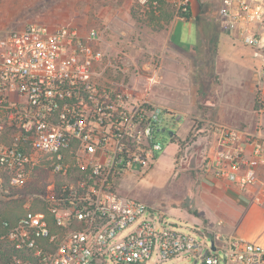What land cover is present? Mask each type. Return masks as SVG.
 Returning a JSON list of instances; mask_svg holds the SVG:
<instances>
[{"label":"built area","instance_id":"obj_1","mask_svg":"<svg viewBox=\"0 0 264 264\" xmlns=\"http://www.w3.org/2000/svg\"><path fill=\"white\" fill-rule=\"evenodd\" d=\"M190 4L179 0V12ZM216 22L261 57L255 89L264 117V0H219ZM112 57L98 28L0 24V199H25L26 209L17 219L0 214V264H105L106 256L146 264L154 254L264 264L263 244L220 231L201 241L122 193L124 173L164 149L156 133L165 118L182 114L150 97L160 67L138 72L141 87ZM208 131L201 175L252 190L264 207L262 131L226 123Z\"/></svg>","mask_w":264,"mask_h":264},{"label":"rangeland","instance_id":"obj_2","mask_svg":"<svg viewBox=\"0 0 264 264\" xmlns=\"http://www.w3.org/2000/svg\"><path fill=\"white\" fill-rule=\"evenodd\" d=\"M190 1L191 13L198 14L188 20L181 18L179 0H0V24L16 27L42 22L98 28L113 61L127 66V81L138 79L141 87L145 78L138 72L146 74L147 63L160 67L159 82L151 87L150 97L183 117L175 122L165 118L156 133L164 149L155 161L144 167L135 164L124 173L120 188L123 194L147 203L154 217L164 215L168 225L210 241L216 230L207 228V232L189 218L194 212L192 190L210 149L208 130L212 124L226 123L264 131L255 89L261 57L220 29L216 22L219 0ZM167 13L172 15L170 20ZM18 203H2L0 211L8 216L26 212ZM194 261L191 254L168 259L154 254L146 264ZM105 264L127 263L106 256Z\"/></svg>","mask_w":264,"mask_h":264},{"label":"crops","instance_id":"obj_3","mask_svg":"<svg viewBox=\"0 0 264 264\" xmlns=\"http://www.w3.org/2000/svg\"><path fill=\"white\" fill-rule=\"evenodd\" d=\"M194 14L198 13L194 10L192 19ZM192 191L194 212L189 218L196 225L264 245V207L253 200L252 190L242 191L214 176L201 175Z\"/></svg>","mask_w":264,"mask_h":264},{"label":"trees","instance_id":"obj_4","mask_svg":"<svg viewBox=\"0 0 264 264\" xmlns=\"http://www.w3.org/2000/svg\"><path fill=\"white\" fill-rule=\"evenodd\" d=\"M162 3H164V2H162ZM190 9V8H189ZM171 13H167V15H166V19L167 20H170L171 19ZM181 16L182 17H184V18H186V19H190V18H192V13H191V11L189 10V11H187V12H182L181 13ZM57 182L58 181H55V184H57ZM9 201H15V202H20V204L19 205H21L22 206V204L25 202V199H17V198H10V197H5V198H1L0 199V204H4V203H7V202H9ZM25 212L23 211V212H21V213H18V214H16V215H14V216H8L7 214H4L2 211H0V214L3 216V217H6V218H8V219H17V218H19L22 214H24Z\"/></svg>","mask_w":264,"mask_h":264}]
</instances>
